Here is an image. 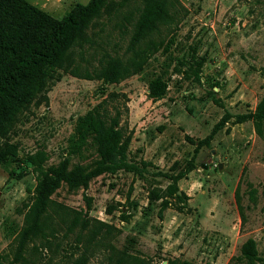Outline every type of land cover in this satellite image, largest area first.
<instances>
[{
    "label": "rangeland",
    "instance_id": "374dc122",
    "mask_svg": "<svg viewBox=\"0 0 264 264\" xmlns=\"http://www.w3.org/2000/svg\"><path fill=\"white\" fill-rule=\"evenodd\" d=\"M25 1L60 21L90 0ZM118 2L91 17L89 43L71 49L75 63L57 69L59 80L0 133V264H132L127 256L245 264L238 258L250 238L264 264V121L250 117L264 107V0H160L156 28L128 54L136 72L84 79L102 49L125 60L142 0ZM156 79L166 90L153 100ZM103 100L112 114L119 106L120 126L131 133L128 160L144 173H102L86 187L51 176L48 197L38 198L41 172L64 164L88 173L103 162L94 137L82 140L77 127ZM179 174L178 197L166 198Z\"/></svg>",
    "mask_w": 264,
    "mask_h": 264
},
{
    "label": "trees",
    "instance_id": "16d2710c",
    "mask_svg": "<svg viewBox=\"0 0 264 264\" xmlns=\"http://www.w3.org/2000/svg\"><path fill=\"white\" fill-rule=\"evenodd\" d=\"M110 1L90 0L85 6L78 4L60 21H56L25 0H0L1 134L7 132L9 125L15 120V114L29 103L33 95L39 94L48 81L59 80V76H55L57 69L67 71L72 63H75L73 62L74 51L71 49L78 44L81 52L85 44L89 43L90 37L85 32L89 20ZM130 1L119 0L118 8ZM160 3V0H142L133 25L132 37L124 55L125 60L102 49L104 54L97 59V66L87 67L84 70L85 74L81 77L88 80L107 79L114 81L118 77H127L130 70L135 73L137 64L128 54L133 52L138 54L137 48L142 40L147 37L152 29L156 28V17L160 15L158 13ZM78 70L79 65L76 64L71 73L78 75L76 73ZM194 79L198 83L200 82L198 71L195 72ZM165 90L166 86L161 80H153L149 86V97L153 100L160 99ZM113 96L115 95L112 94ZM106 103L107 101L103 100L90 109L78 119L77 125L82 140L90 136L94 137V141L98 143V150L103 162L88 173L83 171H79L77 174L68 172L64 164L60 168H49L41 172L35 188L38 198L46 199L48 197L49 187L46 182L51 181V176H57L69 184L86 187L93 177L102 173H116L118 171H127L138 175L144 173V167H139L138 164L128 160L127 151L131 133H127L125 127L120 126L119 106L112 108L114 112L112 114V111L105 107ZM250 117L256 123L261 124L264 121V107L258 108V111ZM243 118V116H237L240 121ZM224 119L214 126L206 139V143L221 128ZM105 163L106 165H104ZM179 179H181L180 174L174 177L173 183L166 188V198L175 194L178 197L176 184ZM168 205L167 200L161 203L160 218H162V213L168 208ZM77 220L76 217L75 221ZM93 222V226L96 228L114 230L113 227L105 223ZM86 223L88 222L83 221L84 228L87 226ZM129 259L132 264H146L134 256H127V260ZM238 260L245 261V264H262L253 239L246 240L242 245ZM180 264L189 263L180 262Z\"/></svg>",
    "mask_w": 264,
    "mask_h": 264
},
{
    "label": "water",
    "instance_id": "95a60500",
    "mask_svg": "<svg viewBox=\"0 0 264 264\" xmlns=\"http://www.w3.org/2000/svg\"><path fill=\"white\" fill-rule=\"evenodd\" d=\"M179 193V192H178Z\"/></svg>",
    "mask_w": 264,
    "mask_h": 264
}]
</instances>
